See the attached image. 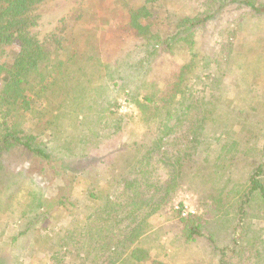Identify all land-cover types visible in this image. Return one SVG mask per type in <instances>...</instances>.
I'll return each instance as SVG.
<instances>
[{
	"label": "trees",
	"instance_id": "16d2710c",
	"mask_svg": "<svg viewBox=\"0 0 264 264\" xmlns=\"http://www.w3.org/2000/svg\"><path fill=\"white\" fill-rule=\"evenodd\" d=\"M51 1L0 0V48L19 45L0 60V264H167L202 242L217 264H264V46L236 51L233 27L220 53L203 45L216 19L264 25V0H83L34 33ZM184 184L205 214L181 205L164 226Z\"/></svg>",
	"mask_w": 264,
	"mask_h": 264
},
{
	"label": "rangeland",
	"instance_id": "374dc122",
	"mask_svg": "<svg viewBox=\"0 0 264 264\" xmlns=\"http://www.w3.org/2000/svg\"><path fill=\"white\" fill-rule=\"evenodd\" d=\"M83 0H53L43 6L40 9V14L42 15L41 19V27L33 30L34 33L37 34H44L46 32H49L54 26H56L57 22L62 18L64 15L67 14L71 9L77 7L82 3ZM184 2L183 0L178 1L174 4H171L169 7L176 11L177 14H185L186 10L184 9ZM178 10V11H177ZM233 22L238 20V17L236 15L232 18ZM258 20L252 19V22L245 21V24H241L239 27L236 28V25L238 24V21L235 22L233 25V22L229 24L228 18H220L214 20V24L212 26L211 33L209 36L203 41V45L205 48H208L210 51V54L215 56L216 54L220 53L221 44L225 40V34L226 30L229 29V27H233L234 30L236 29V33L234 35V45L237 51V48H246L245 44H252L255 46H264V25H261V27H251L253 22H257ZM249 24V25H247ZM220 38V39H219ZM197 39L202 42V37L200 36V33L197 34ZM19 45L16 44L14 46H5L3 48H0V60H5L6 58L14 57L15 54L18 52ZM236 54V53H235ZM9 55V56H8ZM169 64L174 66L175 68H180L182 66V60L179 59L177 56L175 59L170 60ZM216 72V71H215ZM258 73V70L256 71ZM262 76H258L255 78L257 84H260L264 86V72L262 73ZM244 72L237 71V65H232L229 68V71L226 76H224L223 80H220V83L224 81V87H225V94L228 95V99H231L232 101H236L234 99L235 94V82L239 85H241L239 82H237V79H243ZM233 89V92H232ZM241 96H238V99H240ZM119 108L121 113H127V112H133V106L129 105L127 101H125L124 97H121L118 100ZM237 103V102H236ZM233 106V105H231ZM16 160V158H15ZM19 164L18 171L15 174H18L20 172V169L26 168L28 163L17 161ZM16 166V165H15ZM162 172H160L161 174ZM102 177L106 178L107 176L104 174L103 171H101ZM210 201L205 199L204 196L200 193H196L195 191H192L188 188L187 185H182L175 194V197L171 204H169L165 209V220L163 222L164 226H170L172 224V220L174 219V213L177 210L181 209V205L184 207V215H188L189 213L193 214H205L204 211L206 209V205L209 204ZM209 219L210 216H206L205 219ZM261 225H258L255 223V227L253 231L250 233L253 236H256L257 238H260L264 240V221H260ZM129 225V221H126L124 223L119 224L116 228L118 230H121ZM221 228H214V230L218 235V247L224 248L225 246H231L232 244V238L231 236V228L228 224L222 223ZM8 224V228L4 227L0 228V235L3 234L4 237L11 236L13 230L12 226ZM10 227V228H9ZM32 238V237H31ZM33 239V238H32ZM249 252H247V256H249ZM152 256L155 258H158V254L155 252H152ZM172 258H168L165 260L167 264H217L218 260V253L214 250H212L211 247H207L204 242L198 244V245H192L188 248L186 247H179L176 249V251L173 252ZM163 258V257H161ZM160 258V259H161ZM250 257H247L245 260V264H253V260ZM234 264H241L238 260L236 263V258L234 259Z\"/></svg>",
	"mask_w": 264,
	"mask_h": 264
}]
</instances>
